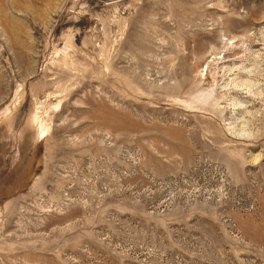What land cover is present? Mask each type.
I'll list each match as a JSON object with an SVG mask.
<instances>
[{
    "label": "rangeland",
    "instance_id": "obj_1",
    "mask_svg": "<svg viewBox=\"0 0 264 264\" xmlns=\"http://www.w3.org/2000/svg\"><path fill=\"white\" fill-rule=\"evenodd\" d=\"M0 264H264V0H0Z\"/></svg>",
    "mask_w": 264,
    "mask_h": 264
},
{
    "label": "bare ground",
    "instance_id": "obj_2",
    "mask_svg": "<svg viewBox=\"0 0 264 264\" xmlns=\"http://www.w3.org/2000/svg\"><path fill=\"white\" fill-rule=\"evenodd\" d=\"M34 119V118H33ZM38 121H39V119H38ZM36 119H34L33 120V122H34V124H33V134L31 133V135H32V137H33V143H36L35 141H36V139H39V137H40V134L42 135V132L44 131V129H43V124L41 125L39 122H38ZM43 136V135H42ZM42 138V137H41ZM40 138V139H41ZM30 140H31V138H30ZM37 141H39V140H37ZM29 143V142H28ZM32 161H34V160H32Z\"/></svg>",
    "mask_w": 264,
    "mask_h": 264
}]
</instances>
